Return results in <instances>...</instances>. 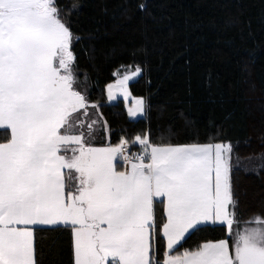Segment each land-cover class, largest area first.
Listing matches in <instances>:
<instances>
[{
  "label": "snow or ice",
  "instance_id": "snow-or-ice-1",
  "mask_svg": "<svg viewBox=\"0 0 264 264\" xmlns=\"http://www.w3.org/2000/svg\"><path fill=\"white\" fill-rule=\"evenodd\" d=\"M81 39L58 0H0V264H39L36 234L57 228L70 234L73 264H264V217L238 227L241 161L231 141L153 143L137 134L96 144L106 121L91 119L100 105L79 87L89 80L78 72ZM121 67L106 85L109 101L127 99L143 71ZM133 99L129 115H146V98ZM258 159L257 175L264 154ZM214 226L227 238L178 251Z\"/></svg>",
  "mask_w": 264,
  "mask_h": 264
},
{
  "label": "trees",
  "instance_id": "trees-1",
  "mask_svg": "<svg viewBox=\"0 0 264 264\" xmlns=\"http://www.w3.org/2000/svg\"><path fill=\"white\" fill-rule=\"evenodd\" d=\"M73 3L81 5L79 12L68 15ZM58 4L82 37L74 44L78 72L88 73L87 95L100 105L108 125L109 136L100 131L96 144L134 140L137 134H148L153 143L231 141L241 161L233 172L240 225L253 216L264 217V169L259 175L253 171L264 154V0ZM122 65L143 69L129 83L132 96L149 104L147 114L137 120L128 118L122 100L108 103L105 96V86L116 78L113 73L125 71ZM220 238H227L225 227L202 228L187 236L178 251ZM36 248L39 264H73L66 229L38 231Z\"/></svg>",
  "mask_w": 264,
  "mask_h": 264
},
{
  "label": "rangeland",
  "instance_id": "rangeland-1",
  "mask_svg": "<svg viewBox=\"0 0 264 264\" xmlns=\"http://www.w3.org/2000/svg\"><path fill=\"white\" fill-rule=\"evenodd\" d=\"M130 71H134L135 70V68L134 69H129ZM123 74V73H122ZM81 76V75H80ZM83 78V76H81V79ZM117 78V77H116ZM115 78V79H116ZM138 77H136V78H134V79H132L130 82H132V81H134V80H136ZM114 82V81H113ZM129 82V83H130ZM80 90L81 91H85V89H87L86 87H85V84H81L80 86ZM87 92H88V90H87ZM105 96H106V99H107V102L108 103H115L116 101H118V100H122L123 102H124V105H125V108H126V110H127V116H128V118L129 119H131V120H137V119H139V117H142L143 115H138V116H136V117H132V116H130L129 115V112H128V109H134L135 108V103H134V96H132V94L127 98V99H125V97L122 95V94H116V98L114 99V100H111V101H109V99H108V96H107V89H106V86H105ZM91 102V101H90ZM93 102V101H92ZM93 103H95V102H93ZM90 117H91V119H99V120H101V121H105L104 119H103V117L101 116V114H100V111H98V109H91L90 108ZM103 130L105 131V134H107L108 133V125H107V123L104 125V127H103ZM103 131V132H104ZM107 137L109 136L108 134L106 135ZM99 146V145H98ZM245 225H244V223L243 224H239L238 225V227H240V228H243ZM228 235V234H227Z\"/></svg>",
  "mask_w": 264,
  "mask_h": 264
},
{
  "label": "built area",
  "instance_id": "built-area-1",
  "mask_svg": "<svg viewBox=\"0 0 264 264\" xmlns=\"http://www.w3.org/2000/svg\"><path fill=\"white\" fill-rule=\"evenodd\" d=\"M132 152H137V151H132Z\"/></svg>",
  "mask_w": 264,
  "mask_h": 264
}]
</instances>
